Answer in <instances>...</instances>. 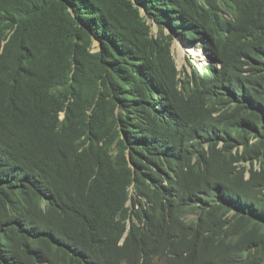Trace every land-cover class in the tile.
I'll return each mask as SVG.
<instances>
[{"label": "trees", "instance_id": "16d2710c", "mask_svg": "<svg viewBox=\"0 0 264 264\" xmlns=\"http://www.w3.org/2000/svg\"><path fill=\"white\" fill-rule=\"evenodd\" d=\"M0 264H264V0H0Z\"/></svg>", "mask_w": 264, "mask_h": 264}, {"label": "rangeland", "instance_id": "374dc122", "mask_svg": "<svg viewBox=\"0 0 264 264\" xmlns=\"http://www.w3.org/2000/svg\"><path fill=\"white\" fill-rule=\"evenodd\" d=\"M141 12L143 14H145L143 8L141 9ZM158 30H159V28L157 25H155V24L151 25V33L152 34H157ZM163 31H164V33L169 32L167 27H164ZM179 40L174 39V37H173L171 44H170L171 45L170 47L172 48V55H173V58L175 60L176 65H177V68L180 71L179 77L182 78L185 74L192 72V68L189 65V61H191L192 64H195L196 67L204 66V65L206 66L209 63V61H208L207 57L202 52L197 51V49H195L196 53H192L189 51V48H195V46L201 47L200 43H196V45L193 44L192 47L190 46V47L184 48L183 43L181 44ZM97 48H98V43H97V41H94L92 49L95 50ZM195 54H197V55H195Z\"/></svg>", "mask_w": 264, "mask_h": 264}, {"label": "clouds", "instance_id": "9594fccd", "mask_svg": "<svg viewBox=\"0 0 264 264\" xmlns=\"http://www.w3.org/2000/svg\"><path fill=\"white\" fill-rule=\"evenodd\" d=\"M174 39H178L179 40V38H177V37H174ZM180 41V43L182 44L183 43V47L185 48H187V47H192L193 46V44L192 45H186V43H185V41L184 40H182V39H180L179 40ZM205 41L204 40H198L196 43H200V46L202 45V43H204ZM196 43H195V45H196ZM171 46V45H170ZM171 48V47H170ZM201 48V49H200ZM195 49H197V51H200V52H202L206 57H207V59H208V61H209V63H210V61H212V62H216V63H218L219 65L221 64V61L218 59V61H213V60H211L208 56H211V55H213V54H207L204 50H203V48L202 47H198V46H195V48H194V50ZM202 50V51H201ZM171 53H172V48H171ZM214 56V55H213ZM175 61V60H174ZM208 63V64H209ZM176 64V63H175ZM195 65V64H194ZM176 67H177V65H176ZM195 67H196V65H195ZM204 67V66H203ZM196 68H198V69H201V66H198V67H196ZM178 69V68H177ZM130 166H131V164H130ZM130 193H133V188L132 187H130ZM129 203V202H128Z\"/></svg>", "mask_w": 264, "mask_h": 264}, {"label": "water", "instance_id": "95a60500", "mask_svg": "<svg viewBox=\"0 0 264 264\" xmlns=\"http://www.w3.org/2000/svg\"><path fill=\"white\" fill-rule=\"evenodd\" d=\"M211 60H213V61H218V59L215 57V56H213V55H211V56H208Z\"/></svg>", "mask_w": 264, "mask_h": 264}, {"label": "bare ground", "instance_id": "6f19581e", "mask_svg": "<svg viewBox=\"0 0 264 264\" xmlns=\"http://www.w3.org/2000/svg\"><path fill=\"white\" fill-rule=\"evenodd\" d=\"M193 50V48H189V51L191 52ZM205 66V65H204ZM201 67H203V66H201ZM207 67V66H206ZM207 73H209V72H207Z\"/></svg>", "mask_w": 264, "mask_h": 264}]
</instances>
